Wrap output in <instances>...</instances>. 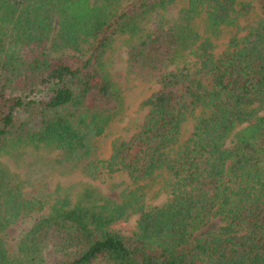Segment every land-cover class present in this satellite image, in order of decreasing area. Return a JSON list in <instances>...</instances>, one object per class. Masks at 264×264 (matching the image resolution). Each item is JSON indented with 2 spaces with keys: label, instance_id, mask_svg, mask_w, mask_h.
<instances>
[{
  "label": "trees",
  "instance_id": "obj_1",
  "mask_svg": "<svg viewBox=\"0 0 264 264\" xmlns=\"http://www.w3.org/2000/svg\"><path fill=\"white\" fill-rule=\"evenodd\" d=\"M176 1L0 0V264H46L50 250L66 254L57 264H264V0H187L169 16ZM223 27L232 33L216 51ZM124 34L128 77L158 87L104 159L99 139L123 107L105 62ZM45 145L62 171L130 183L118 198H57L14 257L7 230L46 201L25 195L6 156ZM150 183L162 203L148 200ZM131 218L133 236L114 229Z\"/></svg>",
  "mask_w": 264,
  "mask_h": 264
},
{
  "label": "rangeland",
  "instance_id": "obj_2",
  "mask_svg": "<svg viewBox=\"0 0 264 264\" xmlns=\"http://www.w3.org/2000/svg\"><path fill=\"white\" fill-rule=\"evenodd\" d=\"M121 1L122 4H127L130 0ZM185 7H187V0H179L167 6L165 13L175 17ZM259 13H261V10L258 4L254 3V8L247 21L255 19ZM154 17L155 14L150 13L139 19L137 36L150 29ZM196 25L205 36L211 34L210 30L206 31L207 25L201 17L196 19ZM231 33L232 30L230 28L223 27L219 33L212 35L217 47L216 51L225 48ZM129 40V34L119 36L107 52L105 68L120 91L123 107L119 116L110 124L105 135L99 139L100 155L104 159L110 158L113 143L117 139L131 136L147 110V107L143 104L144 100L156 91L158 87L155 82L135 80L128 77L125 50ZM88 46V43H84L85 48ZM191 126L192 123L190 122L187 125V129H191ZM58 153L59 150L53 146L45 145L40 149L26 146L13 153L14 155L6 156L10 169L23 182L25 195L27 197L40 195L39 197L46 201V207L42 212L33 213L7 230L5 238L14 257L18 255L16 247L20 235L30 227L35 218L44 211L49 210L51 204L55 203L57 198L69 196L73 201L78 198L86 200L85 195L88 193L94 196L101 194L105 197L118 198L121 189L130 183L127 175L123 173H116L104 181H94L80 171H62L56 162ZM157 189V185L150 183L148 186L147 198L152 204H159L165 200V194L157 193ZM113 227L123 233V235L131 237L134 235L136 223L133 218L119 220L113 224ZM78 253L79 251L74 249L69 255L75 256ZM66 257L64 253L50 250L46 254V264H57ZM94 264H105V260H99Z\"/></svg>",
  "mask_w": 264,
  "mask_h": 264
}]
</instances>
